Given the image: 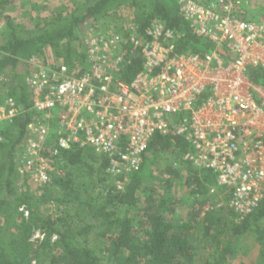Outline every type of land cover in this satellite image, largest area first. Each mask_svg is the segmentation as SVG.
<instances>
[{"label": "built area", "instance_id": "1", "mask_svg": "<svg viewBox=\"0 0 264 264\" xmlns=\"http://www.w3.org/2000/svg\"><path fill=\"white\" fill-rule=\"evenodd\" d=\"M178 6L192 33L211 43L208 51L177 52L183 33L156 19L144 34L136 23L120 31L84 29L83 72L63 57L49 62L33 53L25 79L32 115L17 165L48 171L63 151L90 146L106 156L120 191L140 170L152 136L173 125L190 143L183 159L215 177L208 209H230L239 220L253 212L264 199V86L249 69L264 70V18H248L247 0H178ZM126 42L144 58L130 82L117 74ZM21 111L14 96L0 97V163L4 128ZM182 111L188 114L172 124Z\"/></svg>", "mask_w": 264, "mask_h": 264}, {"label": "trees", "instance_id": "2", "mask_svg": "<svg viewBox=\"0 0 264 264\" xmlns=\"http://www.w3.org/2000/svg\"><path fill=\"white\" fill-rule=\"evenodd\" d=\"M117 1L97 0L86 7L87 11L83 16H73L70 23L60 24L52 31H47L38 36H21L14 21L7 17L10 33L7 41L4 43L0 41V69L16 67L21 60L20 55L26 47L41 49L46 45L59 46V41L62 39L67 38L68 40L73 37L77 39L78 43L72 45L70 41L66 42L65 49L58 50L59 57H63L70 67L80 63L81 72H83L89 67L87 52L83 43L84 21L88 17L106 10V6ZM151 5V10H142L136 17L138 22L136 24H138L140 32L144 34L153 20L160 19L169 27L183 33V37L179 40L176 48L177 52L182 53L190 50L204 53L211 48L209 41L192 33L190 23L179 12V6L177 10L171 11L163 0H152ZM122 46L127 53L125 61L117 70V74L120 79L130 82L142 71L144 58L140 48L133 43L126 42ZM37 52L33 51V53ZM249 76L255 84L264 86L263 69L250 68ZM23 85L25 86L24 83ZM24 86L21 85L20 92L10 94L17 99L22 111L4 128L5 142L2 144L0 179L13 171H19L15 152L26 133L32 115L28 110L30 106L29 94ZM187 114L188 112L182 111L173 115L172 124L178 123ZM16 130L18 137L14 139ZM188 150H190L189 141L183 135L178 134L173 125L166 132H156L150 139L140 170L129 175V180L123 190H112L104 197V209L125 207L132 211L130 216L107 213L108 227L105 230L108 239L107 252L114 257L117 264H137L139 259L144 261V264H193L194 253L191 238L201 225H203L205 234H211L213 228L218 229V235H215V238H218V249L221 248V250L217 264H223L226 254L232 253L233 243L231 240L234 237L254 233L261 245L264 246V225L261 223L264 219V199L253 212L240 220L230 209L207 210L211 201L209 189L215 184V177L210 170L198 169L192 163L185 161L183 157ZM4 151L7 153L5 154ZM163 154L178 159L175 161L178 162L177 166L167 159L164 170L168 175V178L165 179L167 185L170 186L177 179L182 178L184 183L191 187L192 203L188 206L185 217H169L176 211V201L169 203L168 197L165 198L163 194H150L144 201L139 198L140 187L146 180L153 177V166L158 164ZM61 160H63L62 167L67 169L66 175L61 177L58 175L63 190L75 189L74 185L79 174L74 173L73 170L78 168L85 170L84 173L86 172L92 178L95 173L103 172L101 181L105 183L108 180L107 174L109 175V173L106 169L108 159L90 146L81 147L76 144L70 150L63 151L56 163L61 162ZM180 166L189 170L185 177L181 173ZM86 168L90 171H86ZM51 183H57V180L53 179L50 181ZM7 186L10 191L9 181H7ZM16 200L19 205L14 206L15 212L19 211L21 205L30 207L33 203L32 198L27 196L17 197ZM11 205L12 201L9 197H0L1 213H6ZM31 214L33 222L26 223L25 229L13 237L8 236L3 247L0 248V264H30L32 258L29 238L34 223L38 224V222H43L41 228L47 227L48 231L58 234L55 247L59 251L51 256L47 264H100L90 248L77 243L69 226L58 228L57 220L33 211ZM222 235L228 236L229 240L227 242L221 241L220 236Z\"/></svg>", "mask_w": 264, "mask_h": 264}, {"label": "rangeland", "instance_id": "3", "mask_svg": "<svg viewBox=\"0 0 264 264\" xmlns=\"http://www.w3.org/2000/svg\"><path fill=\"white\" fill-rule=\"evenodd\" d=\"M95 1L97 0H0V41L4 43L9 37L10 28L7 25V17L14 21L21 36H38L47 31H52L60 24L70 23L73 16H83L87 11L86 7ZM163 2L171 11L177 10L178 0H163ZM151 3L152 0H118L110 3L106 6V10L88 17L84 21V29L87 30L94 26L107 30H124L125 27H129L130 23H138L136 17L139 16L142 10H151ZM247 4L248 18H264V0H247ZM68 41L72 45L78 43L77 39L72 37L68 40L65 38L59 41V46L46 45L41 49L26 47L22 51L21 60L16 67L0 69V97L20 92L21 85L24 86L23 83L27 92L30 93L31 89L25 81L28 71L25 64H27V60L33 54V51H38L37 53L51 62L60 58L59 51L65 49ZM71 68L79 69L80 63H76ZM14 136V139L18 137L17 130ZM15 153V157L22 153V141L18 144ZM41 158L45 161L44 157ZM167 159L172 163L178 161L176 157L163 154L158 164L153 166V177L142 184L138 195L140 200L144 201L150 194H163L165 198L168 197L167 201L169 203L176 201V211L170 214L169 217H185L188 206L192 203L191 187L186 185L182 178L177 179L170 186L167 185L165 179L168 178V175L164 172ZM62 164L63 160L56 163L54 168H51L48 162H42V166H50L51 170L48 171L42 170L40 166H38L39 171L37 169L27 171L18 166V172L13 171L0 179V197H9L12 201V205L6 213H1L0 208V248L3 247L8 236L13 237V235L25 229L26 223L32 221L31 211H33L57 220L58 228L69 226L77 243L90 248L100 264H117L114 257L107 252L108 239L105 234L108 227L106 222L107 213L112 212L130 216L132 211L125 207L104 209V197L110 191L117 189L113 183L114 178L112 175L107 174L108 180L103 183L101 181L103 172L93 174L94 177L92 178L86 172L84 173L85 170L73 168L75 169L73 170L74 173L79 174L74 185L75 189L63 190L62 183H59L61 180L58 178L66 175L67 169L62 167ZM180 169L183 177H185L189 170L185 167ZM86 171L89 172L90 170L86 168ZM45 176H49V180L46 182L42 180L46 179ZM53 179H56L57 183L50 184ZM7 181L10 182V191L8 190ZM20 196L31 197L33 203L30 207L21 205L19 211L15 212L14 206L19 205L16 199ZM208 206L212 207L210 203ZM22 207L28 210V216L21 211ZM261 223L264 225V219ZM42 225L43 222L34 223L30 233L29 241L31 243L32 258L30 264H47L51 256L59 251L55 247L58 234L48 231L47 227L41 228ZM215 235H218L217 228H213L211 234H205L203 225L193 233L191 238L194 253L193 264H217L221 248L218 249V238H215ZM220 237L223 242L229 240L226 235ZM231 243H233L232 253L226 254L223 264H264V246L258 241L256 234L250 233L234 237ZM138 262L137 264H144L141 259Z\"/></svg>", "mask_w": 264, "mask_h": 264}]
</instances>
